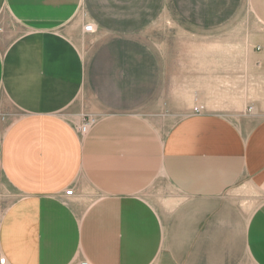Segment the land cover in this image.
Masks as SVG:
<instances>
[{
	"label": "crops",
	"instance_id": "1",
	"mask_svg": "<svg viewBox=\"0 0 264 264\" xmlns=\"http://www.w3.org/2000/svg\"><path fill=\"white\" fill-rule=\"evenodd\" d=\"M83 2L0 0V99L23 112L0 137V177L8 186H0V256L6 264H168L166 252L178 264L180 221L187 218L193 235H204L199 221L222 207L216 199L228 186L236 196L264 194L253 190L264 188V118L245 140L194 113L167 133L127 113L106 115L78 133L61 112L83 86L82 54L70 37L72 29L85 32ZM245 112L258 115L253 107ZM210 126L213 146L234 139L244 156H227L225 146L203 154L209 144L200 140L210 138ZM68 188L73 195L64 194ZM258 210L246 239L264 263V209Z\"/></svg>",
	"mask_w": 264,
	"mask_h": 264
},
{
	"label": "rangeland",
	"instance_id": "2",
	"mask_svg": "<svg viewBox=\"0 0 264 264\" xmlns=\"http://www.w3.org/2000/svg\"><path fill=\"white\" fill-rule=\"evenodd\" d=\"M253 1L84 0L81 26L92 24L96 30L72 29L70 37L83 58V86L61 115L76 123L80 134L97 119L126 113L167 133L194 113L196 120L213 118L225 125L226 134L236 131L245 140L264 118V0ZM252 107L258 115H246ZM22 114L9 106L0 111V137ZM213 129L208 140H200L209 144L203 154L214 155L225 146L227 156L243 155L234 139L213 146ZM0 186L8 188L3 177ZM233 188L216 199L221 197L223 211L211 210L210 218L199 221L205 223L204 235H193L187 218L180 221L178 264H264L252 256L259 247L246 239L251 214L258 207L257 214L263 213L264 194L236 196ZM148 198L154 201V195ZM179 198L187 202V196ZM163 256L170 264V256Z\"/></svg>",
	"mask_w": 264,
	"mask_h": 264
},
{
	"label": "built area",
	"instance_id": "3",
	"mask_svg": "<svg viewBox=\"0 0 264 264\" xmlns=\"http://www.w3.org/2000/svg\"><path fill=\"white\" fill-rule=\"evenodd\" d=\"M84 31L85 32H93L94 31V28H93V25L92 24H87L84 26ZM201 110V107H198L196 106L194 108V112H199ZM86 126H82L81 127V130L82 131H86ZM65 195L66 196H71L73 195V189H66L65 190ZM0 264H6V258L5 257H0Z\"/></svg>",
	"mask_w": 264,
	"mask_h": 264
},
{
	"label": "bare ground",
	"instance_id": "4",
	"mask_svg": "<svg viewBox=\"0 0 264 264\" xmlns=\"http://www.w3.org/2000/svg\"><path fill=\"white\" fill-rule=\"evenodd\" d=\"M84 133V132H83ZM179 242H181V241H179ZM177 243V242H176ZM176 245V244H175ZM181 245V244H180ZM176 247V246H175ZM177 247H178V244H177ZM176 251V250H175Z\"/></svg>",
	"mask_w": 264,
	"mask_h": 264
}]
</instances>
